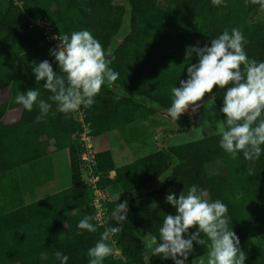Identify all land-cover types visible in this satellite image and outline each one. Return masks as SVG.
I'll list each match as a JSON object with an SVG mask.
<instances>
[{"label":"trees","instance_id":"16d2710c","mask_svg":"<svg viewBox=\"0 0 264 264\" xmlns=\"http://www.w3.org/2000/svg\"><path fill=\"white\" fill-rule=\"evenodd\" d=\"M19 2L0 0V91L9 89V99L0 103V264H56L57 250L69 256L68 264H88V248L107 225L117 226L111 219L112 210L124 201L126 222L111 237L121 254L109 255L103 264H173L170 259L152 256L143 236L156 234L164 215H175V209L165 203L166 195H179L192 184L203 189L208 199H220L228 206L230 227L240 242L264 234V155L252 165L254 174L249 175V162L242 157L234 160L221 150L217 133L164 147L117 167L109 150L98 152L94 174L99 176L98 187L109 196L104 204L109 218L96 232L76 236L79 220L92 216V194L83 178L80 147L74 139L80 125L74 114L59 113L55 105L37 123L35 107L28 112L14 103L18 92L32 88L39 89L44 99L49 95L42 88L43 81H35L32 66L48 60L59 72L50 55L53 49L42 43V29L36 22H50L61 37L88 29L110 52L109 66L120 75L110 86L101 87L91 107H82L84 120L94 138L112 131L126 138L136 123L143 124L157 110L167 112L172 87H179V81L187 78V67L196 63L194 53L186 57L187 47L209 45L224 29L236 27L246 38L248 57L264 60V16L250 21L257 12V0H225L219 7L210 0H167L164 9L158 0ZM65 21L70 27L64 26ZM228 86L219 92L214 86L203 97L215 94L220 121ZM13 108L22 109L20 119L3 124L5 112ZM62 150L69 157L70 187L24 205L16 169ZM215 160L222 163L223 172L210 175L206 165ZM111 196H116L113 201ZM195 230L193 226L188 232ZM206 254V245L193 242L188 261ZM245 264H264V251L247 257Z\"/></svg>","mask_w":264,"mask_h":264},{"label":"clouds","instance_id":"9594fccd","mask_svg":"<svg viewBox=\"0 0 264 264\" xmlns=\"http://www.w3.org/2000/svg\"><path fill=\"white\" fill-rule=\"evenodd\" d=\"M215 7L225 0H210ZM264 8V0H260ZM246 38L239 28L224 29L210 44L203 47L186 48V57L196 56V63L186 70L187 78L179 81V87H172L171 104L167 114L173 121L191 110L195 114L203 97L212 93L214 86L223 92L220 113L223 119L218 125V146L232 159L243 158L249 162V175L254 174L252 165L264 155V60L248 57ZM58 71L44 60L32 66L36 82L43 81L42 88L49 95L42 98L37 88L28 89L15 96L14 103L24 110H38L36 122L47 117L55 105L63 114L79 112L91 107L102 86H110L119 77L109 65L107 51L88 29H82L59 36V44L50 51ZM216 99L212 94L208 103ZM119 200V196L116 198ZM165 203L175 209V215H164L156 234L144 235L146 247L151 255L173 264H186L193 250V242L207 246V255L199 258V264H245L246 254L240 248L239 237L234 233L228 206L220 199L210 200L198 185L192 184L177 195L169 192ZM127 202L116 203L111 219L116 227L107 225L94 246L88 248V264H103L112 254L111 237L120 232V225L126 222ZM94 218L85 216L76 225V236L84 232L94 233L98 225ZM196 230L189 234L188 230ZM56 264H68L69 256L57 250Z\"/></svg>","mask_w":264,"mask_h":264},{"label":"rangeland","instance_id":"374dc122","mask_svg":"<svg viewBox=\"0 0 264 264\" xmlns=\"http://www.w3.org/2000/svg\"><path fill=\"white\" fill-rule=\"evenodd\" d=\"M257 1L259 6L257 12L250 19L251 22L260 20L264 16V8L260 6V0ZM157 4L164 9L167 0H158ZM39 11L41 9L36 12ZM53 11L59 15L56 8H53ZM69 25L65 21L64 26L68 28ZM3 96L4 92L0 94V99ZM210 97L198 102L200 107L195 114L191 113L189 109L188 112L180 116L178 121L170 119L167 112L157 110L143 124L136 123L134 127L131 125V130L127 133L126 138H123L117 131L96 138L93 142L95 151L98 153L102 150H109L117 167L148 156L160 148L217 134L218 125L216 122H219L220 119L215 109V102L212 105L211 103L207 104ZM65 155V151H60L17 169L22 190L28 202L31 203L42 198L49 194L47 193L49 190H54L70 180V173L66 172ZM206 170L210 175L220 174L223 172V165L219 160H215L206 165ZM109 176L112 177L113 172ZM114 197L111 196V201ZM138 236L140 235L138 234ZM240 248L246 257L263 252L264 234L241 241ZM206 255L203 256L206 257ZM199 258L187 261L186 264H199Z\"/></svg>","mask_w":264,"mask_h":264},{"label":"built area","instance_id":"2783aa9c","mask_svg":"<svg viewBox=\"0 0 264 264\" xmlns=\"http://www.w3.org/2000/svg\"><path fill=\"white\" fill-rule=\"evenodd\" d=\"M14 1L15 4H20L19 0ZM36 25L42 29V43L55 50L59 44L60 35L54 31L52 24L46 20H39L36 22ZM72 114H74L80 125L79 130L74 134V139L80 147V167L83 178L92 194L90 207L92 208L93 222L98 225V227H105L109 214L104 204L109 201V196L105 189L98 187L97 182L99 181V176L94 174V170L96 169L95 155L97 151H95L93 142H95L96 138L91 134L89 123L84 120V110L81 108L79 112ZM111 241L113 249L111 255L116 257L121 254V250L114 240Z\"/></svg>","mask_w":264,"mask_h":264},{"label":"crops","instance_id":"0c3cea01","mask_svg":"<svg viewBox=\"0 0 264 264\" xmlns=\"http://www.w3.org/2000/svg\"><path fill=\"white\" fill-rule=\"evenodd\" d=\"M2 92H4V96L0 99V103L5 102V101H7V100L9 99V89H4V90L0 91V94H1ZM21 114H22V109H21V108H13V109H9V110H7V111L5 112V114H4V116L2 117L1 121H2L3 124H9V123L15 122V121H17V120L20 119ZM108 134H109V133H107V134H105V135H108ZM102 136H103V135H102ZM160 149H161V148H160ZM160 149H158V150H160ZM127 150H128V149H127ZM158 150H157V151H158ZM62 151H65V152H66V155H65V159H66V172L68 171V172L70 173V171H69V157H68L67 150H62ZM58 152H60V151H58ZM54 153H57V152H54ZM54 153H52V154H54ZM50 155H51V154H50ZM48 156H49V155H48ZM48 156H46V157H48ZM46 157H44V158H46ZM44 158H41V159H44ZM39 160H40V159H39ZM36 161H37V160H36ZM33 162H34V161H33ZM30 163H32V162H30ZM30 163H28V164H30ZM28 164L23 165V166H27ZM23 166H20V167H23ZM20 167H18V168H20ZM18 168H17V169H18ZM17 169H16V175H17L18 182H19V185H20L22 201H23V204H24V205H28V204H30V202H28V201L25 199V195H24L23 190H22V186H21V183H20V180H19V176H18V173H17ZM69 175H70V174H69ZM70 185H71V181H70V180H67L66 184H64V185H60L58 188H55L54 190H49V191L47 192V193H49V194L43 196L42 198H45V197H47V196H49V195H52V194H54V193H56V192H59V191H61V190H64V189L70 187ZM50 189H51V188H50ZM42 198H40V199H42ZM38 200H39V199H38ZM35 201H37V200H35ZM35 201H34V202H35ZM31 203H32V202H31Z\"/></svg>","mask_w":264,"mask_h":264}]
</instances>
